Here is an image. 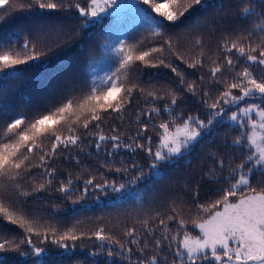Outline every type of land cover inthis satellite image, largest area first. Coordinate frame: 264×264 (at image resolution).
Returning <instances> with one entry per match:
<instances>
[{
    "label": "snow or ice",
    "instance_id": "6c2138e0",
    "mask_svg": "<svg viewBox=\"0 0 264 264\" xmlns=\"http://www.w3.org/2000/svg\"><path fill=\"white\" fill-rule=\"evenodd\" d=\"M119 6L120 0H0V73L22 78L74 35L67 24L3 32L14 14L75 9L83 28L102 15H119ZM197 7L208 14L168 31ZM135 10L138 31L149 35L106 37L97 51L115 61L103 77L95 75L93 55L83 79L50 89L27 114L0 104V223L22 230L9 238L0 229V264H8L6 253L46 264L39 258L48 245L73 252L83 239L95 242L89 255L105 264H264V0H231L227 9L209 0H136ZM146 68L169 69L173 83L143 81ZM187 96L202 114L178 111ZM206 145L212 150L203 158L212 163L201 179L216 185L207 197L201 200L199 184L185 181L144 210L155 178L165 179L161 169ZM138 152L147 173L134 159ZM93 158L96 169L88 163ZM64 164H74L75 175ZM54 184L73 204L96 191L135 194L129 203L139 202V210L127 214L119 235L104 226L62 231L24 208L28 197L42 199L36 194Z\"/></svg>",
    "mask_w": 264,
    "mask_h": 264
},
{
    "label": "trees",
    "instance_id": "16d2710c",
    "mask_svg": "<svg viewBox=\"0 0 264 264\" xmlns=\"http://www.w3.org/2000/svg\"><path fill=\"white\" fill-rule=\"evenodd\" d=\"M16 0H14V3ZM69 2H80L86 4L87 0H69ZM211 4L223 3L227 9L231 0H209ZM136 0H120V5L115 13L105 14L94 23L88 24L81 28V21L76 17L75 9L72 12L64 11H43L32 9L31 12H18L10 19V22L3 27V32L11 33L13 30L24 31L35 28L42 24H67L68 28L74 33L71 42L65 47L59 49L53 54L44 58L46 63L39 68H30L24 72L22 78L9 76L5 79L4 74L0 73V104H6L10 109L16 112H25L26 114L32 110V105L39 103L40 99L47 95L50 89L59 90L69 79H83L84 73L89 71V62L93 55L96 56L95 75L103 77L104 74L110 71L113 67L115 57L109 54L100 57L99 51H103V44L107 38L115 40L119 38H127L131 35V40L135 41L141 35H149L147 32H140L142 21L138 17L135 10ZM215 11L209 9V12ZM3 10H0V14ZM203 9L197 7L191 13V16L184 20L183 23H178L176 27H170L168 31H177L179 28L190 23L196 18H202L207 15ZM222 15V14H221ZM220 17H217L219 19ZM197 31H202L198 28ZM110 33V36H109ZM219 34H217L218 36ZM23 37H21L22 39ZM14 39V38H13ZM208 44L214 45L215 40H210L205 37ZM99 48V51H97ZM20 69L26 66H18ZM181 68L184 66L181 65ZM191 71V70H189ZM199 74V73H197ZM173 76L169 69L165 68H146L140 72V77L143 81L149 80L173 83ZM29 98L32 104H29ZM163 103V102H161ZM178 111L191 114H202L198 101L191 97H186V102L180 105ZM126 126L133 129L134 125ZM149 134L155 140V132L150 129ZM237 133H232L235 136ZM212 150V146L206 145L204 152L195 151L190 157L180 160L179 163H169L165 165L161 172L165 179L159 180L156 187L149 193L147 201L144 205V210H148L153 200L157 204L161 199H167V193L178 192L181 190L182 184L185 181L191 182V186L195 188L199 184L201 200L207 197L209 189L216 187L214 184H209L206 179H201L203 168L205 171L211 165L210 160L203 158L204 153ZM129 158H132L131 155ZM137 162L145 164L147 167L144 153L138 152L134 155ZM62 163V161H61ZM89 165L94 169L98 168L95 158L88 161ZM64 168H70L75 175L77 168L73 165L64 164ZM103 171V169H100ZM35 171V170H34ZM66 175V173H63ZM87 175V173H85ZM109 179L120 180L118 174L109 173ZM39 180V177L36 178ZM153 178H149V186L152 184ZM43 182V181H40ZM99 182V180H98ZM145 187L141 183L137 192H141ZM42 199L36 200L34 196L28 197V203L24 205L26 211L33 216L42 218L49 223L58 226L62 231L75 226L78 230H91L95 227L104 226L106 230H111L117 235L120 232V226L127 214L133 216L139 210V202L129 203L135 199V194L125 195L124 193L108 192H90V194L81 202L73 204L67 197L61 198L60 193L55 191V184L51 191L37 193ZM191 196V193H187ZM143 198V193H141ZM77 221L80 223L77 224ZM0 229H6V235L11 238L12 235L20 234L21 229L16 226L0 223ZM189 231L193 235L197 234L192 226L189 225ZM95 242L93 240L83 239L77 241V248L73 252H65L54 245H48L47 251L39 259L45 261L46 264H105L104 257H92L89 253L94 250ZM8 258V264H23L25 260L28 264H32V259L21 257L16 253L3 254Z\"/></svg>",
    "mask_w": 264,
    "mask_h": 264
}]
</instances>
